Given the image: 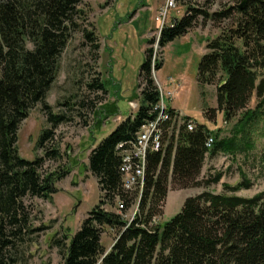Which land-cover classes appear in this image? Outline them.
Here are the masks:
<instances>
[{"label":"trees","instance_id":"16d2710c","mask_svg":"<svg viewBox=\"0 0 264 264\" xmlns=\"http://www.w3.org/2000/svg\"><path fill=\"white\" fill-rule=\"evenodd\" d=\"M214 10L218 0H177L186 5L183 17L164 25L157 42L167 43L208 21L229 25L207 42L198 69L201 86L216 85L218 106L206 110L208 119L219 112L235 121L231 135L221 136L205 123L190 130L177 113L163 125L161 149L147 156L142 192L124 187L122 167L125 151L134 145L138 132L157 117L161 94L153 70H160L153 48L145 51L141 65V104L134 115L123 119L89 154V169L101 189L100 202L88 213L81 228L69 240L55 242L64 264H264V191L252 197L238 195L251 182L226 185L228 193L205 189L186 198L182 210L162 226L152 225L163 213L169 191L205 188L219 183L221 172L201 178L207 155L238 154L255 147L252 132L264 123V0H231ZM81 0H0V264H18L20 247L33 227L26 197L52 198L68 169L43 172L47 160L61 157L55 131L69 118L54 113L48 94L56 81L61 56L77 31L94 48V32L83 25ZM94 85V84H93ZM95 87L105 89L101 82ZM256 95L257 104L250 107ZM41 105L50 124L41 132L36 149L43 154L33 160L21 157L17 131L29 110ZM193 119V118H192ZM213 138L212 146H208ZM139 199V209L129 222L125 215ZM122 201L124 208L118 209ZM109 205L111 209L106 206ZM116 208V210L113 209ZM117 232L109 251L102 243L107 229ZM66 240H69L67 243Z\"/></svg>","mask_w":264,"mask_h":264},{"label":"rangeland","instance_id":"374dc122","mask_svg":"<svg viewBox=\"0 0 264 264\" xmlns=\"http://www.w3.org/2000/svg\"><path fill=\"white\" fill-rule=\"evenodd\" d=\"M166 1L81 0L80 6L85 12L83 25L95 33L99 47L94 48L84 33L77 31L61 56L59 74L47 101L54 113H64L69 119L55 131L54 142L60 148L61 157L47 160L41 169L45 173L68 169L69 173L56 183L59 190L52 198L24 199L31 212L32 226L44 229L29 235L22 244L18 264H64L63 254L55 241L65 240L64 234L70 240L100 202L102 193L97 178L89 169V154L123 119L137 112L141 104L140 70L147 49L153 48L157 61L163 59L162 68L153 70L162 93L159 105L163 103L174 108L181 120L190 116L221 136L231 135L235 121H226L222 112L216 119H208L205 115L207 109L218 106L216 85L201 86L198 82L199 63L207 52L208 40L215 38L229 21H208L206 24L200 21L190 33L177 37L162 49L157 42L149 40L159 37L162 26L158 17ZM223 3L232 5L233 2L218 0L214 10ZM186 10L187 6L178 2L168 10L164 25L183 17ZM98 82H102L105 89L95 87ZM131 102L137 108H132ZM256 104L254 95L249 106L253 108ZM49 126L47 113L40 104L29 110L17 131L21 157L33 160L43 154V150L36 149V143L41 132ZM252 138L255 147L248 152L208 154L201 178L221 172L220 182L207 188L171 189L155 225L162 226L170 221L182 210L189 196L205 189L228 193L225 186L240 183L243 173L251 187L240 189L236 192L238 195L252 197L264 191V123L255 127ZM139 201L137 199L128 210L125 216L128 221L138 212ZM106 207L111 209L109 205ZM116 237L117 232L110 228L103 233L102 243L107 251Z\"/></svg>","mask_w":264,"mask_h":264},{"label":"built area","instance_id":"2783aa9c","mask_svg":"<svg viewBox=\"0 0 264 264\" xmlns=\"http://www.w3.org/2000/svg\"><path fill=\"white\" fill-rule=\"evenodd\" d=\"M177 4V0H167L165 6L161 7L160 16L158 17V20L161 22V26H164L167 20L168 10L176 7ZM160 94L162 98V93L160 92ZM168 95H171V93L168 92ZM159 103L156 106V110L158 111L157 117L143 125L141 130L138 132L134 145L129 150L125 151L122 172L124 187L127 190H139L142 192V183L146 181L148 153L161 149V145L163 143V125L165 122L173 118L168 106L163 103L159 105ZM131 107L137 108V105L131 102ZM174 117L178 118L180 123L184 122V119L181 120L180 114L177 113ZM195 126V120L190 118L187 121V127L190 130H193ZM212 143L213 138H210L208 146L211 147ZM122 208H124V204L122 201H119L117 210L121 211ZM134 217L129 222H131ZM157 220L158 217H155L151 224H157Z\"/></svg>","mask_w":264,"mask_h":264},{"label":"water","instance_id":"95a60500","mask_svg":"<svg viewBox=\"0 0 264 264\" xmlns=\"http://www.w3.org/2000/svg\"><path fill=\"white\" fill-rule=\"evenodd\" d=\"M245 5H246V0H244V1L239 5V7H240V8H244Z\"/></svg>","mask_w":264,"mask_h":264},{"label":"bare ground","instance_id":"6f19581e","mask_svg":"<svg viewBox=\"0 0 264 264\" xmlns=\"http://www.w3.org/2000/svg\"><path fill=\"white\" fill-rule=\"evenodd\" d=\"M163 27V26H162ZM133 146V145H132ZM142 187H143V183H142Z\"/></svg>","mask_w":264,"mask_h":264},{"label":"crops","instance_id":"0c3cea01","mask_svg":"<svg viewBox=\"0 0 264 264\" xmlns=\"http://www.w3.org/2000/svg\"><path fill=\"white\" fill-rule=\"evenodd\" d=\"M191 32V31H190ZM190 32H188V33H190Z\"/></svg>","mask_w":264,"mask_h":264}]
</instances>
